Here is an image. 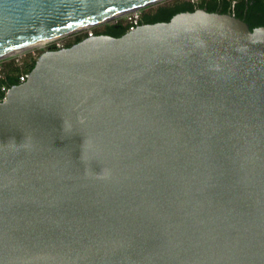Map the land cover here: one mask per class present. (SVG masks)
Here are the masks:
<instances>
[{"label":"water","instance_id":"1","mask_svg":"<svg viewBox=\"0 0 264 264\" xmlns=\"http://www.w3.org/2000/svg\"><path fill=\"white\" fill-rule=\"evenodd\" d=\"M159 1L0 0V59ZM0 264H264V25L42 51L0 100Z\"/></svg>","mask_w":264,"mask_h":264},{"label":"trees","instance_id":"2","mask_svg":"<svg viewBox=\"0 0 264 264\" xmlns=\"http://www.w3.org/2000/svg\"><path fill=\"white\" fill-rule=\"evenodd\" d=\"M203 7L210 12L230 13L246 21L250 28L264 25V0H200L195 5L189 0H174L171 2H161L156 6H150L148 10L142 13L141 24L155 23L160 21H169L175 14L183 11H194ZM129 31V27L124 21L105 22L103 27L95 28L93 34H108L112 36H121ZM88 31L84 30L73 34V38L66 41L65 46H71L83 38L88 37ZM58 49L56 46H51ZM28 55L22 65L14 61L5 63L2 68L4 75L0 77V87L5 86L9 89L15 84H20L19 76L22 72H31L36 64L37 58H30ZM6 92H0V100L5 98Z\"/></svg>","mask_w":264,"mask_h":264},{"label":"built area","instance_id":"3","mask_svg":"<svg viewBox=\"0 0 264 264\" xmlns=\"http://www.w3.org/2000/svg\"><path fill=\"white\" fill-rule=\"evenodd\" d=\"M189 1L195 5H197L200 2V0H189ZM235 2H236V0H233V5ZM141 9L142 8L131 10V11H129L123 15L124 23L129 27V30L135 29L137 26H139L141 24V18H142V10ZM117 21H118V18H115V21H113V22H117ZM86 31H88L89 36L94 35L92 30L86 29ZM52 41H53V43L49 44L47 48H49L51 46H56L59 49V48L64 47L65 43H66L64 40H62V37L56 38ZM52 41H50V42H52ZM28 55L31 56L30 58H38V53L36 50H33L29 53H27L26 50H22V51L17 52L16 54L9 55V56L11 57V60L14 61L16 64L22 65L24 63L25 58ZM6 57H8V56H6ZM29 73L30 72L24 71L20 74V76H19L20 83H23L28 79ZM3 75H4L3 68H2V66H0V77H2ZM7 90L8 89L5 86L0 87V92H7Z\"/></svg>","mask_w":264,"mask_h":264},{"label":"rangeland","instance_id":"4","mask_svg":"<svg viewBox=\"0 0 264 264\" xmlns=\"http://www.w3.org/2000/svg\"><path fill=\"white\" fill-rule=\"evenodd\" d=\"M171 1H174V0H161V1L156 2V3H154V4H150V5L144 6V7H142V9H141V10H142V13H143L144 11L148 10V8H149L150 6H156L158 3H161V2H171ZM117 18H118V20L124 21V17H123V16H119V17H117ZM113 21H115V19H112V20H110V21H108V22L110 23V22H113ZM103 24H104V23L97 24V25H94V26L89 27V28H86V29H90V30L93 31L95 28H101V27H103ZM86 29H84V30H86ZM84 30H79V31H76V32H74V33L81 32V31H84ZM74 33H70V34H67V35L63 36V37H62V40H64L65 42L71 40V39L73 38V34H74ZM51 43H53V41H52V42H49V43H47V44H45V45H43V46H35V47H32V48L26 49V52L29 53V52H31V51H33V50H36L37 53H38V56H39L40 53H41L42 51L46 50L47 47H48V45L51 44ZM11 61H12V60H11V57H10V56L5 57V58H2V59H0V66H3L5 63L11 62Z\"/></svg>","mask_w":264,"mask_h":264},{"label":"bare ground","instance_id":"5","mask_svg":"<svg viewBox=\"0 0 264 264\" xmlns=\"http://www.w3.org/2000/svg\"><path fill=\"white\" fill-rule=\"evenodd\" d=\"M125 13H126V12H125ZM125 13L120 14V16H123ZM84 28H85V27H84ZM57 38H58V37H57ZM54 39H56V38L49 39V40H47V41L38 42V43H36V44L28 45V46L23 47L22 49H20V50H18V51H10V52H6V53L4 54V56L6 57V56H9V55H13V54H16V53L19 52V51L26 50V49H29V48H32V47H35V46H43V45L47 44L48 42H50V41H52V40H54ZM1 58H2V57H1Z\"/></svg>","mask_w":264,"mask_h":264}]
</instances>
